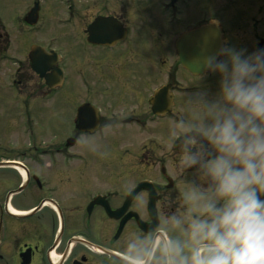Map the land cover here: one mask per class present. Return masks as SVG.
I'll return each mask as SVG.
<instances>
[{
  "label": "flooded vegetation",
  "instance_id": "af4514ba",
  "mask_svg": "<svg viewBox=\"0 0 264 264\" xmlns=\"http://www.w3.org/2000/svg\"><path fill=\"white\" fill-rule=\"evenodd\" d=\"M20 1L14 53L0 16V68L9 66L0 80V264H136L130 245L149 230L155 242L181 238L166 218L188 215L190 185L207 186L193 168L181 169L177 143V121L193 115L190 80L213 73L194 74L180 61L176 41L196 25L179 27V0H59L55 47L37 29L55 2ZM33 8L38 20L30 24ZM219 24L223 46L234 48ZM33 46L59 54L44 76L32 66ZM54 68L61 76L50 86ZM199 94L213 100L218 92ZM152 129L166 133L156 134L166 147L146 142Z\"/></svg>",
  "mask_w": 264,
  "mask_h": 264
},
{
  "label": "clouds",
  "instance_id": "9594fccd",
  "mask_svg": "<svg viewBox=\"0 0 264 264\" xmlns=\"http://www.w3.org/2000/svg\"><path fill=\"white\" fill-rule=\"evenodd\" d=\"M201 70L219 74L217 97L187 100L192 118L176 127L181 169L207 186L190 185L188 215L166 218L181 238L155 242L149 230L130 245L136 264H264V49L222 46Z\"/></svg>",
  "mask_w": 264,
  "mask_h": 264
},
{
  "label": "rangeland",
  "instance_id": "374dc122",
  "mask_svg": "<svg viewBox=\"0 0 264 264\" xmlns=\"http://www.w3.org/2000/svg\"><path fill=\"white\" fill-rule=\"evenodd\" d=\"M1 3L5 2L4 5L0 6V11L6 12L1 13L0 16L4 25V29L7 30L9 34V38L11 41V47L9 53H14L18 50V44L21 41V36L17 32L19 29V15L18 11L25 5L24 2L20 0H0ZM55 2V6L50 8L51 17L46 20L44 25H39L37 29L42 30L46 35L45 40L48 42H53L52 45L55 47H59L61 45V39L53 41V36H59L58 31L62 29V25L60 23V17H62V3L59 0H50ZM49 1V2H50ZM21 2V3H20ZM52 2H50L52 4ZM179 27L190 25H197L198 21L202 19L215 18L217 19L225 31L226 39L231 36L234 40V48L235 50H243L244 55H249L255 52V48L258 42L261 39H264V0H179ZM149 12L155 13L154 10H148ZM204 17V18H203ZM42 24V22H41ZM48 25V26H47ZM47 28V31L45 28ZM47 32H44V30ZM39 32V31H38ZM38 32L34 34V41L39 39ZM264 49V45L263 48ZM71 56V55H70ZM69 56L68 64H70V68L72 66L71 58ZM9 66L4 68H0V80L6 76V72L9 69ZM6 68V71H5ZM178 76L181 78V84L187 85L185 82L187 80V75H185L184 71L181 67L178 69ZM219 74L213 72L211 75H205L199 78H194L191 82L196 89L193 90L194 93H204V92H218L219 91ZM72 82V81H71ZM70 82V83H71ZM69 83V84H70ZM8 100V104H9ZM5 103H7L5 101ZM58 119H54L52 124L54 126L46 127L47 131H49L50 135L54 133L55 125L59 124ZM33 136L37 138V135L42 132V126L39 123H35L32 127ZM154 130H149L146 133V142L148 144L152 142H157L162 144L163 148L166 147L167 141L164 140L166 133L163 131L153 132ZM2 133H5L3 131ZM157 135H161L164 137H157ZM54 135V134H53ZM12 134L9 135V137ZM28 135L25 134V138ZM137 144V143H136ZM132 150H134L132 148Z\"/></svg>",
  "mask_w": 264,
  "mask_h": 264
},
{
  "label": "water",
  "instance_id": "95a60500",
  "mask_svg": "<svg viewBox=\"0 0 264 264\" xmlns=\"http://www.w3.org/2000/svg\"><path fill=\"white\" fill-rule=\"evenodd\" d=\"M35 11L36 8H33L26 16V21L30 24H35L38 20ZM91 26L89 29L90 39L92 38ZM263 42V40L259 42L257 51L262 49ZM222 46V29L216 21H210L191 28L183 32L176 41L181 63L194 74H200L206 71L201 70V61L207 56L216 54ZM30 58L35 71L41 76H44V72L58 61V54L54 50L49 52L41 46H33L30 52ZM60 73V69L54 68L52 76H46L47 83L53 86L54 81L51 78L59 77L61 75ZM159 93L160 91L153 98V108L155 110H157L156 98Z\"/></svg>",
  "mask_w": 264,
  "mask_h": 264
}]
</instances>
